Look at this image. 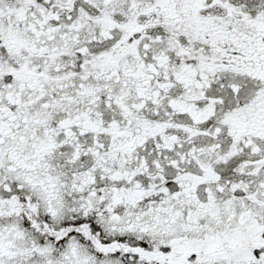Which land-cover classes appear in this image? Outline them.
<instances>
[{
  "label": "snow or ice",
  "instance_id": "obj_1",
  "mask_svg": "<svg viewBox=\"0 0 264 264\" xmlns=\"http://www.w3.org/2000/svg\"><path fill=\"white\" fill-rule=\"evenodd\" d=\"M0 264H264V0H0Z\"/></svg>",
  "mask_w": 264,
  "mask_h": 264
}]
</instances>
